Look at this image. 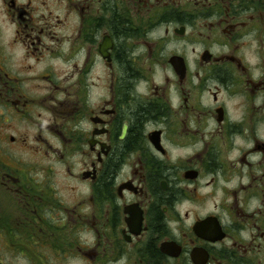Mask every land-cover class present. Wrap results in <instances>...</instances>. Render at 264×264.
Listing matches in <instances>:
<instances>
[{"label":"flooded vegetation","instance_id":"obj_1","mask_svg":"<svg viewBox=\"0 0 264 264\" xmlns=\"http://www.w3.org/2000/svg\"><path fill=\"white\" fill-rule=\"evenodd\" d=\"M0 192L30 264H264V0H0Z\"/></svg>","mask_w":264,"mask_h":264},{"label":"rangeland","instance_id":"obj_2","mask_svg":"<svg viewBox=\"0 0 264 264\" xmlns=\"http://www.w3.org/2000/svg\"><path fill=\"white\" fill-rule=\"evenodd\" d=\"M40 154L37 152H32L30 151L28 153V159H30V161H34V160H38L39 162H41V158H40ZM5 194L3 192H0V214H5L6 210L13 212V210H9V208H13L14 209V205L16 204V201L14 198L10 197H5ZM17 215L16 213H13V216ZM2 229H0L1 232ZM6 233L4 234L3 232H1L0 235V254L2 256L3 253L7 254V258L4 256V260L6 261L7 264H30L29 259L30 255L33 253V251H36V253H38V247L36 248L35 245L31 244L30 246V251H25L23 249H21L20 247H15L13 246L11 243L10 246H12V248L19 250V254H13V251H9L7 248H3V243H5V238L6 236H8L10 239L14 238H19L20 239V233L17 231H5ZM12 232V234H10ZM5 250H8V252H5ZM22 251H24L25 253L22 254ZM35 254V253H34ZM63 264V263H62ZM68 264V263H65Z\"/></svg>","mask_w":264,"mask_h":264}]
</instances>
